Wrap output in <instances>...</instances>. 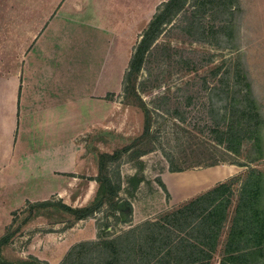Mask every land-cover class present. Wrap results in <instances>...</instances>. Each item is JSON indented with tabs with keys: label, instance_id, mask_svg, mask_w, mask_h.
<instances>
[{
	"label": "rangeland",
	"instance_id": "rangeland-1",
	"mask_svg": "<svg viewBox=\"0 0 264 264\" xmlns=\"http://www.w3.org/2000/svg\"><path fill=\"white\" fill-rule=\"evenodd\" d=\"M165 1L108 0L103 15L111 23L102 15L104 3L96 4L99 10L94 8L91 14L96 24L112 31L114 47L107 53L105 36L96 38L93 49L80 45L77 59L104 51L112 65H119L111 89L104 96L97 95L96 124L91 123L76 139L80 148L75 171H54L68 188L91 193L76 198L74 194H50L46 199L53 203L48 206H31L26 200L13 211L1 210L2 222L9 214L11 218L0 226V236L11 234L1 248L3 263L43 264L32 260L29 243L35 236L76 225L73 214L61 209L58 202L75 207L97 200L94 177L100 152L114 155L105 170L113 183L120 184L119 204L130 202L131 220L112 226L113 211L106 202L89 216L95 218L97 237L86 240L98 239L100 231H106L102 234L108 239L127 228L131 233L124 235L130 241L124 252H107L99 264H142L149 257V246L156 247L166 236L175 245L184 242L194 264L226 263L227 243L246 200L241 183L257 172L264 184V0H185L161 23L131 81L123 82L135 46ZM121 38L125 47L119 50L115 43ZM0 53V60L10 55L3 50ZM112 78L109 75L110 81ZM245 82H249L255 99L248 109L242 101ZM140 100L149 117L145 133V110ZM104 109H110L107 116H103ZM251 116L260 118L259 142L243 139L239 151H228L226 144L236 142L232 138L251 134ZM226 169L225 176L204 189L181 195H177L179 189L171 190L160 183L164 179L168 183L167 174L201 175ZM134 174L143 180L130 194L129 177ZM89 182L91 189H87ZM221 182L231 185L217 201L207 205L210 194L198 199ZM261 198L264 206V190ZM106 222L111 224L103 230ZM68 223L72 225L66 226ZM93 252L88 253L89 260L91 255L95 257ZM89 260L80 264H94Z\"/></svg>",
	"mask_w": 264,
	"mask_h": 264
},
{
	"label": "crops",
	"instance_id": "crops-1",
	"mask_svg": "<svg viewBox=\"0 0 264 264\" xmlns=\"http://www.w3.org/2000/svg\"><path fill=\"white\" fill-rule=\"evenodd\" d=\"M0 2V50L10 54L0 60V226H4L11 218L9 214L2 222L1 210L13 211L26 200H45L50 194L89 196L91 191L68 188L54 171H75L80 148L76 139L96 124L97 95L111 89L119 64L112 65L104 51L83 60L76 54L80 45L93 49L96 38L104 36L107 53L113 49L112 31L96 24L91 14L94 8L99 10L97 3H104L103 15L108 0ZM115 44L119 50L125 47L123 38ZM108 111L104 109L103 116ZM227 172L167 174L168 183L162 182L181 195L204 189ZM88 186L92 188L90 182ZM88 218L59 233L35 236L29 253L59 264L74 243L97 237L95 218Z\"/></svg>",
	"mask_w": 264,
	"mask_h": 264
},
{
	"label": "trees",
	"instance_id": "trees-1",
	"mask_svg": "<svg viewBox=\"0 0 264 264\" xmlns=\"http://www.w3.org/2000/svg\"><path fill=\"white\" fill-rule=\"evenodd\" d=\"M184 3L185 0H166L164 2L163 10L155 14V16L150 20L148 26L141 35L140 41L135 46L134 51L129 59L128 70L125 71L123 82L131 81V77L139 70L144 52L151 44L158 31L159 26L166 19L167 15L171 12L179 10ZM245 77L246 76L243 75L244 80ZM245 83L246 87L244 89L245 91H243L242 101L244 103V109H248L254 106L255 99L251 94L249 82ZM140 104L145 110V133L149 128L148 111L146 110L145 103L142 100H140ZM258 115H260V113H258ZM252 116L251 118L254 117ZM259 119L260 118H255L252 121L249 127L251 128L250 135H241L237 138H232L234 141L236 140V142H233L234 144L232 145L226 144V149L230 152L239 151L243 139L247 138L253 139V141L255 142H259ZM113 158L114 155L112 153L100 152L98 154L97 174L94 177L97 183V188L95 190L94 196L98 195V198L95 202H87L84 205L75 207L64 202L57 203L61 207V209L72 213L73 219L75 221L92 216L106 202L110 203V207L113 211L112 226H115L118 223H127L131 220L130 202L125 200V208H119L120 200H118V192L120 189V184L113 183L111 177L107 175L105 170L107 162L113 160ZM250 176V179L241 183V186L245 188L246 200L241 207L242 211L240 209L238 213L239 216H237L238 219L236 222L234 233L230 236L229 242L227 243V252L225 253L224 257V261H226V263L224 264H264V206L261 198V194L264 190V184L262 182L261 174L253 172L252 174H250ZM157 179L160 180L159 177ZM142 180L143 177L138 176L137 174L130 176L129 183L132 187H130L131 190H127V192L132 194L133 189H136L139 182ZM160 183L162 186H164L163 182L160 181ZM230 185L231 182H221L211 190H207V193L198 196V199H203L204 196L210 194L212 195L211 197H205L207 205H210L217 201L219 197L223 196L224 191L226 190V188L228 189ZM52 203L53 202L50 199L29 202L31 206H35L37 204L41 206H48ZM110 224L111 223L106 222L104 224L103 230H105ZM71 225L72 223H68L66 226ZM102 233L106 234L107 232H98V239L96 240H81L74 243L67 250L59 264H80L82 261H88V253L90 254L91 251L93 252V250L88 252V248H94L95 250V253L93 252L95 257H92L93 255H91V258L93 259H91L92 261L89 260V262L99 264L101 259L100 257L103 258L107 252L118 253V251L116 250L124 252L125 246L130 245L129 239H126V236H129L128 234L131 233V229L129 228L124 230L122 234H119L117 237L111 239H108L105 234ZM122 236H124L125 238L123 239ZM10 237L11 234L9 232L0 236V251L2 246H4L9 241ZM174 251H177L175 255H173ZM77 252H79L78 255L76 254ZM148 256L149 257H146L145 261L142 264H194V260L189 259V251L186 250L185 243L182 242L175 245L170 236H166L163 241H161L160 243L158 242L156 247L150 245ZM31 258L35 262L48 264L46 261L39 260L34 256H31ZM0 264H5L2 261L1 253ZM28 264H34V262H29Z\"/></svg>",
	"mask_w": 264,
	"mask_h": 264
},
{
	"label": "water",
	"instance_id": "water-1",
	"mask_svg": "<svg viewBox=\"0 0 264 264\" xmlns=\"http://www.w3.org/2000/svg\"><path fill=\"white\" fill-rule=\"evenodd\" d=\"M125 206H126V204H125V202L123 201V202H121L120 204H119V208L120 209H124L125 208Z\"/></svg>",
	"mask_w": 264,
	"mask_h": 264
}]
</instances>
